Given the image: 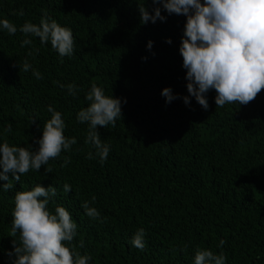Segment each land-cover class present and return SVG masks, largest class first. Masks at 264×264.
Listing matches in <instances>:
<instances>
[{"label":"trees","instance_id":"1","mask_svg":"<svg viewBox=\"0 0 264 264\" xmlns=\"http://www.w3.org/2000/svg\"><path fill=\"white\" fill-rule=\"evenodd\" d=\"M143 2L151 11L152 0H0V18L18 29L46 12L74 37L73 55L61 58L37 37L22 47L19 30L0 31V142L35 150L49 105L61 113L64 135L77 141L38 172L0 181L13 185L0 188V264H12L6 253L19 244V233L11 234L14 195L37 184L56 188L48 208L71 214L77 235L68 246L90 256L89 264H192L197 249L223 252L226 264H264V88L247 105L216 107L215 90L206 111L193 97L185 105L178 49L186 17L161 9L165 21L141 24ZM25 60L43 79L20 68ZM92 84L126 100L115 126H97L110 146L103 164L86 158L93 151L85 143L88 126L76 120ZM164 87L177 95L170 103ZM64 157L70 162L62 167ZM84 202L103 222L85 214ZM139 228L143 250L130 244Z\"/></svg>","mask_w":264,"mask_h":264},{"label":"clouds","instance_id":"2","mask_svg":"<svg viewBox=\"0 0 264 264\" xmlns=\"http://www.w3.org/2000/svg\"><path fill=\"white\" fill-rule=\"evenodd\" d=\"M161 9L169 15L186 17L178 49L187 82L188 95L180 97L185 105L190 103L189 97H193L206 111L210 90H215L216 107L236 102L247 105L264 88V0H152L151 11L144 2L138 7L140 23L165 21ZM16 14L24 15L22 9ZM4 30L12 35L18 30L24 34L22 47L32 44L29 37H37L42 45L50 43L59 57L73 55L71 29L59 25L46 12L38 24L26 21L19 29L8 19L0 18V31ZM166 42L171 43L170 38ZM146 48H152L151 40ZM20 68L25 72L31 69L36 79H43L27 60ZM66 87L69 95H76V85ZM160 94L166 103L177 98L170 87H164ZM84 99L88 105L77 112L76 120L88 126L85 143L90 144L93 151H89L86 158L98 157V162L103 164L110 146L101 140L97 126H115V122L121 119V104L126 100L106 95L96 84L91 85ZM47 111L51 117L44 123L39 139L35 140L38 145L35 150L31 146L10 145L6 140L0 142V181H9L10 173L18 182L22 174L29 170L38 172L50 159L59 157L62 151H69L77 143L75 137L64 135L66 125L61 113L51 105ZM11 130L8 125L6 131ZM69 162L68 157H64L61 166ZM44 170L52 171L51 167ZM12 187L11 183L0 185L5 191ZM63 190L69 192L70 185L64 184ZM55 196L56 188L51 184L47 187L37 184L31 190L15 193L11 234L16 236L19 233V244L13 241L12 251L6 253L15 257L12 264H89L90 256L80 255L68 246L77 235V224L71 214L59 205L54 211L49 210L48 205ZM92 200H95L94 196ZM82 207L88 217L103 222L95 207L89 206L88 202ZM145 235V229H137L130 244L143 250ZM224 243L220 240L218 247ZM80 247H83V241ZM192 264H226V257L223 252L217 254L209 249H197Z\"/></svg>","mask_w":264,"mask_h":264}]
</instances>
